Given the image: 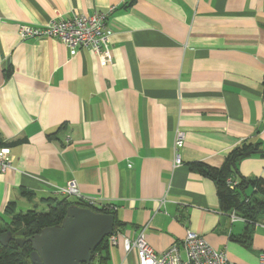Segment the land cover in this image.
Wrapping results in <instances>:
<instances>
[{"label":"crops","instance_id":"obj_1","mask_svg":"<svg viewBox=\"0 0 264 264\" xmlns=\"http://www.w3.org/2000/svg\"><path fill=\"white\" fill-rule=\"evenodd\" d=\"M112 6L102 54L19 35ZM0 135L23 141L6 148L0 224L10 203L46 212L75 181L86 203L121 222L106 264H138L122 237L140 232L155 252L177 245L185 260L188 231L234 264H259L264 217L233 221L215 181L190 166L221 169L244 141L264 150V0H0ZM237 162L241 176L264 179V158Z\"/></svg>","mask_w":264,"mask_h":264},{"label":"trees","instance_id":"obj_2","mask_svg":"<svg viewBox=\"0 0 264 264\" xmlns=\"http://www.w3.org/2000/svg\"><path fill=\"white\" fill-rule=\"evenodd\" d=\"M22 143L23 141L8 143L0 135V149L16 147ZM261 145V143L244 141L221 169H214L202 163H194L190 166V170L199 172L215 181L221 209L224 213H235L246 222L253 224L259 218L264 217V179H246L241 176L237 168V161L252 155L264 158V154L247 155L249 152L264 151ZM228 179L237 182L233 189L228 185ZM249 189L252 191L250 195L247 194ZM46 202L48 211L31 210L26 213H17L15 205L10 203L5 212L10 216V220L0 224V236L12 232L15 237L17 232L24 230L27 239L40 234L44 229L59 227L67 216L68 209L72 206L89 208L97 213L115 216V212L107 207H93L82 200L72 201L69 197L60 200L50 199ZM121 226V222L116 219L113 235L121 233ZM251 238L252 231L248 227L239 239L242 243H248ZM110 247L109 237H107L96 249L91 264H106L109 259ZM32 251L29 241L20 246L12 240L7 247L0 246V264H33L31 261Z\"/></svg>","mask_w":264,"mask_h":264},{"label":"built area","instance_id":"obj_3","mask_svg":"<svg viewBox=\"0 0 264 264\" xmlns=\"http://www.w3.org/2000/svg\"><path fill=\"white\" fill-rule=\"evenodd\" d=\"M115 7L108 11H96L92 14H72L69 18H56L41 27L22 25L19 34L22 39L51 38L62 43L70 50L90 48L102 54L110 43L111 35L107 28V21ZM185 133L178 130L175 136V167L182 165L181 149L184 147ZM6 148L0 151V170L5 172L12 169V160ZM228 185L233 189L237 182L228 179ZM56 194L75 197L86 202L81 195L75 181H70L65 187L56 189ZM88 202V201H87ZM233 221L243 220L235 213L231 214ZM121 238L120 233L109 237V245L116 246ZM122 244L126 253L135 252L138 264H234L230 262L224 252L217 251L203 237L188 231L182 240V248L186 259L182 258L180 248L173 245L168 250L157 253L148 244L144 232L135 239L122 237ZM259 264H264V253L259 257Z\"/></svg>","mask_w":264,"mask_h":264},{"label":"water","instance_id":"obj_4","mask_svg":"<svg viewBox=\"0 0 264 264\" xmlns=\"http://www.w3.org/2000/svg\"><path fill=\"white\" fill-rule=\"evenodd\" d=\"M252 154H264V151L247 153ZM115 222L114 215L72 206L61 226L44 229L27 239L24 230L15 237L7 232L0 236V246L7 247L12 240L23 246L29 241L33 264H91L96 249L113 234Z\"/></svg>","mask_w":264,"mask_h":264},{"label":"rangeland","instance_id":"obj_5","mask_svg":"<svg viewBox=\"0 0 264 264\" xmlns=\"http://www.w3.org/2000/svg\"><path fill=\"white\" fill-rule=\"evenodd\" d=\"M112 7H115V6H112ZM110 8H111V7H110ZM110 8H109V9H110ZM109 9H108V10H109ZM116 9H117V7H115V10H116ZM108 10H107V11H108ZM115 10H114V11H115ZM40 27H41V26H40ZM19 35H20V34H19ZM28 39H33V38H28ZM238 171H240V170H238ZM253 178H257V176H254ZM251 193H252V191L249 189V190L247 191V194H251ZM72 200H73V199H72ZM39 210H41V209H39ZM118 239H119V238H118Z\"/></svg>","mask_w":264,"mask_h":264}]
</instances>
